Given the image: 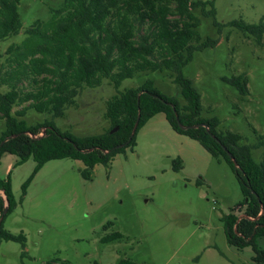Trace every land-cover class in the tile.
Instances as JSON below:
<instances>
[{
	"label": "rangeland",
	"instance_id": "374dc122",
	"mask_svg": "<svg viewBox=\"0 0 264 264\" xmlns=\"http://www.w3.org/2000/svg\"><path fill=\"white\" fill-rule=\"evenodd\" d=\"M62 2L20 0L21 29L0 41L1 60L8 45L20 42L34 21H48ZM214 7L216 20L224 24L220 32L212 17L195 12L202 39L218 41L195 51L182 73L200 95V116L217 118L218 130L238 133L240 144L253 146L264 135V43L257 44L227 22L257 23L264 16V0H214ZM238 74L247 79L245 96L221 80ZM146 79L183 102L174 74L166 69L140 73L121 88ZM114 93L104 79L97 87L83 88L76 106L68 107L63 117L29 109L23 119L28 125L53 121L61 131L77 136L99 134L109 127L103 114L105 101ZM4 128L0 119V133ZM251 157L264 163V148H251ZM15 159L8 152L1 154L0 177L7 176L10 167L5 168ZM176 159L180 166L175 170ZM33 167L28 158L10 170L16 206L5 216L3 228L23 234L25 240H2L0 264H44L52 258L69 264H117L121 258L135 264L250 263L251 247L230 246L224 233V217L231 212L242 215L243 196L234 173L198 141L175 132L162 113L149 119L136 133L135 145L116 154L108 167L96 164L90 179L82 177L80 160L52 159L34 174L22 195ZM114 232L121 238L101 240Z\"/></svg>",
	"mask_w": 264,
	"mask_h": 264
},
{
	"label": "trees",
	"instance_id": "16d2710c",
	"mask_svg": "<svg viewBox=\"0 0 264 264\" xmlns=\"http://www.w3.org/2000/svg\"><path fill=\"white\" fill-rule=\"evenodd\" d=\"M19 2L0 0V41L20 32ZM196 9L212 17L213 25L221 31L224 24L215 18L214 0H63L48 21H34L20 42L7 46L3 60L0 55V119L5 123L0 133V156L3 152L14 155L13 166L33 159L22 195L34 174L52 159L80 160L82 177L90 179L96 164L108 167L116 154L135 145L136 133L152 116L163 113L175 132L198 141L214 159L230 167L243 196L239 208L247 218L236 223L239 215L235 212L224 217L226 241L238 249L250 246L253 255L249 264H264V163L251 157V148H264V135L253 146L240 144L238 133L217 129V118L200 116V95L182 68L195 51L213 47L218 40L202 39ZM227 25L252 36L257 44L264 43V16L257 23L232 20ZM163 69L174 74L183 102L162 93L152 79L121 88L125 80L140 73ZM104 79L115 93L105 101L103 115L109 127L102 133L77 136L61 131L53 121L28 125L23 119L29 109L63 117L68 107L76 106L83 88L97 87ZM221 80L234 86L241 96L248 93L244 74ZM177 120L187 128H180ZM115 127L117 130L110 132ZM40 129H44L42 135H38ZM176 160L175 170L180 166ZM9 174L10 170L5 178L0 177L5 197L3 200L0 195V215L5 203L7 207L0 220V242L23 244V234L14 235L3 228L5 216L16 206ZM119 238L121 234L114 232L101 240ZM44 264L69 262L52 258ZM117 264L135 263L121 258Z\"/></svg>",
	"mask_w": 264,
	"mask_h": 264
},
{
	"label": "water",
	"instance_id": "95a60500",
	"mask_svg": "<svg viewBox=\"0 0 264 264\" xmlns=\"http://www.w3.org/2000/svg\"><path fill=\"white\" fill-rule=\"evenodd\" d=\"M177 123L180 126V128H182V129L187 128V126H184V125L180 124L179 120H177ZM202 125L204 127H206L205 124H202ZM136 126H137V121L134 123V126L132 127V130H131V133H130V137L134 134V131L136 129ZM191 127H197V125H193ZM115 130H117V127L113 128L110 132H113ZM42 131L44 132V129ZM228 155H229L230 159L232 160L234 166L237 167V162L234 160V158L231 156V154H228ZM6 210H7V207H6V203H5V206L3 207L2 213L0 215V220L2 219V216L4 215V213L6 212ZM241 217H246L247 218V216H245V215H239L238 218H237V220H236V223L240 220Z\"/></svg>",
	"mask_w": 264,
	"mask_h": 264
},
{
	"label": "crops",
	"instance_id": "0c3cea01",
	"mask_svg": "<svg viewBox=\"0 0 264 264\" xmlns=\"http://www.w3.org/2000/svg\"><path fill=\"white\" fill-rule=\"evenodd\" d=\"M157 114H159V113H157ZM157 114H155V115H157ZM162 114H163V113H162ZM155 115H154V116H155ZM163 115H164V114H163ZM152 117H153V116H152ZM152 117H151V118H152ZM151 118H150V119H151ZM164 118H165V116H164ZM165 119H166V118H165ZM14 162H15V161H14ZM13 164H14V163H13ZM13 164H8V165L6 166V168H5V172L8 170L9 167H10V170H11V168L13 167Z\"/></svg>",
	"mask_w": 264,
	"mask_h": 264
}]
</instances>
